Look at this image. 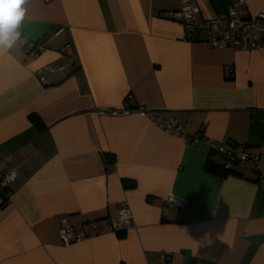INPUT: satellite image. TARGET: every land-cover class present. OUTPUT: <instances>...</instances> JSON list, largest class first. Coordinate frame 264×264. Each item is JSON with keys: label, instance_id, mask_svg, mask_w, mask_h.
I'll list each match as a JSON object with an SVG mask.
<instances>
[{"label": "crops", "instance_id": "obj_1", "mask_svg": "<svg viewBox=\"0 0 264 264\" xmlns=\"http://www.w3.org/2000/svg\"><path fill=\"white\" fill-rule=\"evenodd\" d=\"M185 3L204 21L227 18L234 0L24 5L26 43L0 52V178L17 172L9 193L0 185V264H264V43L214 48L204 30L188 40ZM236 10L256 17L264 0ZM130 95L129 113L100 112ZM140 107L202 140L166 132ZM208 137L249 144L258 164L208 170L223 161ZM124 204L133 224L110 232ZM61 214L96 220L100 233L63 244Z\"/></svg>", "mask_w": 264, "mask_h": 264}, {"label": "built area", "instance_id": "obj_2", "mask_svg": "<svg viewBox=\"0 0 264 264\" xmlns=\"http://www.w3.org/2000/svg\"><path fill=\"white\" fill-rule=\"evenodd\" d=\"M245 2L246 0H234L233 5L228 9L227 18L213 17L204 21L197 19V15L200 13L199 6L191 3L183 4L179 8L178 14L181 22L189 31L186 38L191 40L193 31L204 30L207 32L206 44L214 48L232 47L237 50H256L261 48L264 43V13H260L256 17L242 15L236 10V7L244 5ZM131 103H133V97L130 95L124 104V108L101 109L100 112L112 116L124 115L131 111ZM138 111L143 115L151 116L156 124L166 132L182 136L188 143L196 144L202 140V136L198 134L190 135L184 133L183 127L175 118L164 119L160 115H155L143 107H140ZM205 140L210 145L212 151L226 156V159L230 162H250L253 164H258L259 162V154L252 151L249 144L233 141L220 144L212 137H208ZM229 161H226L227 166L230 164ZM16 177L17 172L14 169L3 172L0 178V185L7 193L10 192L11 185ZM166 203L172 206L186 207V201L174 195L168 196ZM59 222L58 233L63 244H72L100 233V224L96 220L86 221L83 224H73L65 214H61ZM132 224L133 214L127 204H124L120 210L119 217L110 221L107 229L110 232L117 233L127 230ZM161 263L172 264L171 257L163 255Z\"/></svg>", "mask_w": 264, "mask_h": 264}, {"label": "clouds", "instance_id": "obj_3", "mask_svg": "<svg viewBox=\"0 0 264 264\" xmlns=\"http://www.w3.org/2000/svg\"><path fill=\"white\" fill-rule=\"evenodd\" d=\"M27 2L28 0H0V52L11 49L18 43H26L20 29Z\"/></svg>", "mask_w": 264, "mask_h": 264}, {"label": "trees", "instance_id": "obj_4", "mask_svg": "<svg viewBox=\"0 0 264 264\" xmlns=\"http://www.w3.org/2000/svg\"><path fill=\"white\" fill-rule=\"evenodd\" d=\"M32 119L36 123V125H38L40 127L43 126V122L38 116L34 115V116H32ZM243 144H247V143H243ZM221 156L223 158V161H222L221 164L208 162L207 166H206L207 169L210 170V171L216 172L218 174H221V175H227L228 173L233 172L237 168V166H239V165L253 164V163H250V162H246V163H241V162H238V161L230 162L228 159H226V156H224V155H221ZM226 161L230 162L229 166L226 165ZM254 165H256V164H254ZM123 231L124 230L119 231L117 233H120V232H123Z\"/></svg>", "mask_w": 264, "mask_h": 264}]
</instances>
